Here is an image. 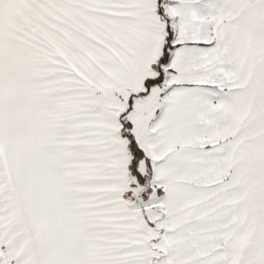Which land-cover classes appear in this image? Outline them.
<instances>
[{
  "label": "snow or ice",
  "instance_id": "1",
  "mask_svg": "<svg viewBox=\"0 0 264 264\" xmlns=\"http://www.w3.org/2000/svg\"><path fill=\"white\" fill-rule=\"evenodd\" d=\"M0 264H264V0H0Z\"/></svg>",
  "mask_w": 264,
  "mask_h": 264
}]
</instances>
